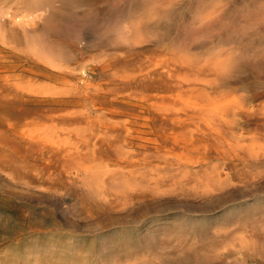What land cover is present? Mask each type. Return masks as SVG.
Returning a JSON list of instances; mask_svg holds the SVG:
<instances>
[{"label":"bare ground","instance_id":"obj_1","mask_svg":"<svg viewBox=\"0 0 264 264\" xmlns=\"http://www.w3.org/2000/svg\"><path fill=\"white\" fill-rule=\"evenodd\" d=\"M11 3L0 5V173L31 174L33 186L49 199L59 197V185H76L81 205L118 206L161 195L160 172L182 170L169 187L191 177L195 193L217 196L216 177L202 176L212 154L264 160L263 142L224 135L239 107L238 98L225 87L231 78L248 75L251 67L264 69V51L244 58L219 45L195 51L178 44L143 66L128 68L121 65L126 57H108L95 49L107 40L139 42L157 34L158 22L147 26L127 21L121 5L107 0ZM194 9L191 24L209 17L208 11ZM62 24L70 28L56 31ZM165 90L177 98L156 103V95ZM152 154L159 163H152ZM252 208H244L234 223L245 225L250 237L264 231V210L259 208L254 217ZM175 225L170 240L158 238L149 225L145 232L120 230L84 245L80 236L39 226L14 193L0 187V228L8 235L0 240V264L230 263L221 254H201L203 244L186 246L191 222ZM210 235L215 240L227 237L217 230ZM244 238L229 251L255 253ZM155 245L159 249L153 253Z\"/></svg>","mask_w":264,"mask_h":264},{"label":"rangeland","instance_id":"obj_2","mask_svg":"<svg viewBox=\"0 0 264 264\" xmlns=\"http://www.w3.org/2000/svg\"><path fill=\"white\" fill-rule=\"evenodd\" d=\"M107 1L108 4L121 5L123 17L128 19L127 21L134 23L144 21L145 25L149 23L154 25L157 22L160 24L157 34H148L145 39L134 44H116L107 40L105 46L95 49L99 51L96 53L103 52L108 57L116 53L126 57L127 61L121 65L128 68L143 66L151 57L170 51L178 44L195 51L219 45L227 51L241 54L244 58L250 53L264 51V0ZM11 2L12 0H0V5L10 4L12 7ZM194 8L201 9V12L208 11L209 17L191 24L189 18ZM90 12L94 13L91 5ZM58 26L55 29L58 32L70 28L64 24ZM90 29L93 34L96 33L95 26ZM1 54L0 52V59ZM247 73L249 74L242 77L231 78L225 87L230 95L238 98L239 107L224 135L226 137L239 135L247 139L255 137L264 143V69L257 70L251 67ZM164 92L156 95V97L162 95V98L159 97L161 99L155 97L156 103L160 101L171 103L175 99L174 91ZM150 157L153 164L159 163L157 161H160V158H157V155L152 154ZM207 173L216 177L220 183L221 187L214 189L217 193L215 197L203 198L200 193H195L192 190L191 177L187 179L184 177L175 186L169 187L175 177L182 176L181 170L175 173L160 172L158 180L164 186L161 195L147 200L127 201L118 206L95 202H85L81 205L77 200L80 189L76 185H59L57 189L59 197L46 198L33 186L35 179L31 174L0 173L2 182L0 187L14 193L15 200L39 226L58 227L54 233L80 236L84 245L95 242L98 235L108 234L106 237H109L120 230L128 233L135 229L145 232L149 225L151 226L149 230L152 229L158 238L170 240L174 239L178 229L175 222L188 225L191 222L193 230L197 231L186 232L184 235L186 246L198 247L203 244L201 254L206 256L221 254V259L230 261L229 264H264V231H256L254 236L250 237L249 232L244 230L247 228L243 227L245 225L234 224L235 219L241 217L242 210L249 204L253 207L250 211L254 217L264 210V160L246 161L233 155L212 154L208 165L202 170V176H206ZM230 213H233V216ZM164 222L170 226L164 227ZM213 230L227 234L226 239L220 235L215 240L210 235ZM241 235L245 236L247 244L255 248V253L243 255L229 251L240 242ZM25 236L27 239L30 238L29 233ZM35 238H38V235ZM4 239H8V235L6 230L0 228V240ZM158 249L155 245L151 251L155 253Z\"/></svg>","mask_w":264,"mask_h":264}]
</instances>
